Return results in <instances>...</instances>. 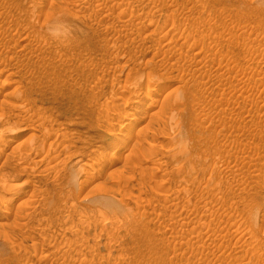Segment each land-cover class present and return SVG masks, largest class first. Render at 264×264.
Listing matches in <instances>:
<instances>
[{
  "label": "rangeland",
  "instance_id": "1",
  "mask_svg": "<svg viewBox=\"0 0 264 264\" xmlns=\"http://www.w3.org/2000/svg\"><path fill=\"white\" fill-rule=\"evenodd\" d=\"M0 186V264H264V0H0Z\"/></svg>",
  "mask_w": 264,
  "mask_h": 264
},
{
  "label": "bare ground",
  "instance_id": "2",
  "mask_svg": "<svg viewBox=\"0 0 264 264\" xmlns=\"http://www.w3.org/2000/svg\"><path fill=\"white\" fill-rule=\"evenodd\" d=\"M30 21H31V20H30ZM59 25H60V24H59ZM22 37H23V36H22ZM36 37H37V36H36ZM50 37H51V36H50ZM25 38H26V37H25ZM44 38H45V37H44ZM22 39H23V38H22ZM39 39H40V38H39ZM39 39H38V40H39ZM39 41H40V40H39ZM44 41H45V40H44ZM45 44H46V43H45ZM51 44H52V43H51ZM24 47H25V46H24ZM32 56H33V55H32ZM35 56H36V55H35ZM130 84H131V83H130ZM152 84H153V83H152ZM146 87H147V93H146V95H145V94H144V95H145V97H147V98L150 100V103H148V106H147V107H150V106H153L154 101H155V102H158V101H156L157 98L155 99V97L157 96V93L159 92V88L157 87V84H154L153 87H152L151 85L148 84ZM176 87H177V86H176ZM133 89H134V88H133ZM172 90H173V89H172ZM176 92H177V91H176ZM155 95H156V96H155ZM166 95H167V94H166ZM170 95H171V94H169V96H170ZM135 96H136V95H135ZM179 96H180V95H179ZM177 97H178V96H177ZM127 98H128V97H127ZM175 98H176V97H175ZM122 99H123V98H122ZM163 99H164V97H163ZM163 99H162V100H163ZM139 100H140V99H139ZM167 100H168V97H167ZM167 100H166V103H168ZM178 100H179V99H178ZM168 101L170 102V100H168ZM135 102H136L137 104H139L140 101L137 102V100H136ZM161 103H162V102H161ZM163 103H165V99L163 100ZM158 104H160V101H159ZM121 105H122V104H121ZM161 105H162V104H161ZM175 105H176V104H175ZM132 106H133V105H132ZM165 106H166V105H164V107H163V109H162V113H163V115H165V113H167V115H168V112H169L168 110H169V108H170V107H169V104H168V107H169V108H168V107L165 108ZM136 107H137V106H136ZM174 107H175V106H174ZM177 107H178V106H177ZM128 108H129V107H128ZM131 108H132V107H131ZM137 108H138V107H137ZM158 108H160V107L158 106ZM161 108H162V107H161ZM167 108H168V109H167ZM120 109H121V108H119L118 112L114 113V115H116V118H117L118 120H124L123 118H124L125 115L127 114L128 116H127V115H126V116L128 117V119L131 120V121H134V118H135V117H134V114L129 113L130 111H129L128 113H126L125 110H123V108H122L121 110H120ZM132 109H134V107H133ZM165 109H167V112L165 111ZM154 110H155V109H154ZM163 110H164V111H163ZM174 110H175V109H174ZM176 110H177V108H176ZM133 111H135V110H133ZM136 111H137V110H136ZM139 111H140V110H139ZM141 111H142V110H141ZM155 111L157 112V109H156ZM158 111H160V109H158ZM125 113H126V114H125ZM153 114H154V113L152 112V113L149 114V115H152V117H153V116H154ZM158 114H159V112H158ZM169 114H170V113H169ZM149 115H148V116H149ZM159 115H160V117H161V114H159ZM163 115H162V116H163ZM165 116H166V115H165ZM168 116H170V115H168ZM150 117H151V116H150ZM156 117H157V116H156ZM156 117H155V118H156ZM160 117H159V118H160ZM171 117H172V116H171ZM155 118H154V119H155ZM161 118H162V117H161ZM161 118H160V119H161ZM163 118L165 119L166 117H163ZM135 119H136V118H135ZM148 119H149V118H148ZM148 119H147V120H148ZM154 119H152V120H154ZM140 120H141V119H140ZM156 120H157V122H159V121H158V117L156 118ZM166 120L168 121L169 119L167 118ZM166 120H163V123H165L164 121H166ZM149 121H150V120H149ZM121 122H122V121H121ZM151 122H153V121H151ZM160 122H162V119H161ZM160 122H159V124H160ZM168 122H169V121H168ZM168 122H166L165 124H161V125H162L163 127H164V125H166V126L168 127V125H169V124L167 125ZM127 124H128V123H127ZM130 124H131V122H129L128 125H130ZM153 124H154V123H153ZM170 124H171V123H170ZM172 124H173V123H172ZM146 125H147V124H146ZM157 125H158V124H157ZM157 125L155 124V126H157ZM161 125H159V127H162ZM175 125H176V124H175ZM149 126H151V125L149 124ZM153 126H154V125H153ZM153 126H152V127H153ZM166 126H165V127H166ZM169 126H170V125H169ZM172 126H173V125H172ZM172 126H170L168 129H170ZM176 126H177V125H176ZM141 128H142V127H141ZM141 128H140V130H141ZM150 128H151V127H150ZM154 128H155V127H154ZM156 128H157V127H156ZM172 128H173V127H172ZM172 128H171V129H172ZM161 129H162V128H161ZM163 129H165V128H163ZM171 129H170L169 131H171ZM174 129H175V128H174ZM246 129H247V128H246ZM38 130H39V129H38ZM46 130H48V129H46ZM58 130H59V129H58ZM140 130H138V132H139V133L141 132V134H142V131H140ZM151 130H152V129H151ZM151 130H150V131H151ZM154 130H155V129H154ZM154 130H153V131H154ZM158 130H159V129H158ZM9 131H11V130H9ZM43 131H44V130H43ZM160 131H161V130H160ZM167 131H168V130H167ZM172 131H174V130H172ZM47 132H48V131H47ZM161 132H162V131H161ZM12 133H13V132H12ZM143 133H144V132H143ZM152 133H153V132H152ZM154 133H158V132H155V131H154ZM174 133H175V131H174ZM47 134H48V133H47ZM57 134H58V133H57ZM146 134H147V133H145V134H143V135H146ZM150 134H151V132H150ZM163 134H164V133H163ZM165 134H167V133H165ZM169 134H170V133H169ZM182 134H183V133H182ZM12 135H13V134H12ZM30 135H31V134H30ZM30 135H29V136H30ZM136 135H137V134H136ZM136 135H135V136H136ZM151 135H152V134H151ZM156 135H157V134H156ZM156 135H155V136H156ZM158 135H159V134H158ZM161 135H162V134H161ZM167 135H168V134H167ZM47 136H48V135H47ZM146 136H147V135H146ZM146 136H145V137H146ZM137 137H138V136H137ZM139 137H140V136H139ZM139 137H138V139H139ZM142 137H143V136H142ZM153 137H154V136H153ZM171 137H172V136H171ZM6 138H7V137H6ZM12 138H14V136H13ZM31 138H32V135H31ZM33 138H34V135H33ZM48 138H49V137H48ZM54 138H55V137H54ZM132 138H133V137H132ZM132 138H131V139H132ZM143 138H144V137H143ZM147 138H148V137H147ZM173 138H174V137H173ZM7 139H8V140H12L11 137H10V135L8 136ZM34 139H35V138H34ZM42 139H43V138H42ZM44 139H45V138H44ZM58 139H59V138H58ZM136 139H137V138H136ZM136 139H135V140H136ZM144 139H145V138H144ZM149 139H150V137H149ZM178 139H179V138H178ZM28 140H29V138H28ZM32 140H33V139H32ZM56 140H57V138H56ZM56 140H55V141H56ZM141 140H142V139H141ZM145 140H146V139H145ZM154 140H155V139H154ZM23 141H24V140H23ZM23 141L21 142V143H22V146H23V144H24V145L26 144V143H24L25 141H24V142H23ZM29 141H30V140H29ZM34 141H35V140H34ZM45 141H46V140H45ZM150 141H151V140H150ZM150 141H149V144H151ZM31 142H33V141H31ZM35 142H36V141H35ZM46 142H47V141H46ZM137 142H138V140H137ZM141 142H142V141H141ZM170 142H171V141H170ZM180 142H181V141H180ZM41 143H42V142H41ZM43 143H44V142H43ZM43 143H42V144H43ZM54 143H55V142H54ZM145 143H146V142H145ZM173 143H174V142H173ZM19 144H20V143H19ZM19 144H18V146H20ZM30 144H31V143H30ZM30 144H28V146H29ZM33 144H34V143H33ZM35 144H36V143H35ZM51 144H52V143H51ZM134 144H136V143H134ZM137 144H138V143H137ZM139 144H140V143H139ZM26 145H27V144H26ZM56 145H57V144H56ZM56 145H55V146H56ZM115 145H116V144H115ZM177 145H178V143H177ZM28 146H27V148H28ZM35 146H37V145H35ZM38 146H39V145H38ZM47 146H48V145H47ZM50 146H51V145H50ZM50 146H49V147H50ZM55 146H54V147H55ZM141 146H142V144H141ZM146 146H147V143H146ZM150 146H151V145H150ZM172 146H173V145H172ZM40 147L42 148V146H40ZM40 147H39V150H41ZM43 147H44V146H43ZM49 147H48V148H49ZM134 147H135V146H134ZM144 147H145V144H144ZM138 148H139V147H138ZM142 148H143V147H142ZM147 148L149 149V147H147ZM17 149H18V148H17ZM22 149H23V147H22ZM22 149H21V150H22ZM25 149H26V147H25L23 150L25 151ZM28 149H29V148H28ZM30 149H31V148H30ZM52 149H53V148H52ZM126 149H127V148H126ZM131 149H132V148H131ZM145 149H146V148H145ZM179 149H180V148H179ZM15 150H16V149H15ZM26 150H27V149H26ZM138 150H139V149H138ZM138 150H135V151H138ZM146 150H147V149H146ZM146 150H144L143 152L141 151V152L144 153V156L147 157V160H148V157H149V156H147V153H148L151 149H150L149 151H147V152H146ZM173 150H174V149H173ZM29 151H30V150H29ZM29 151H28V152H29ZM35 151H36V149H35ZM46 151H47V150H46ZM170 151H171V150H170ZM177 151H178V150H177ZM177 151H176V152H177ZM181 151H183V150H181ZM28 152H27V153H28ZM48 152H49V151H48ZM131 152H133V150H131ZM139 152H140V150H139ZM139 152H138V153H139ZM153 152H154V151H153ZM36 153H37V152H36ZM134 153H135V152H134ZM150 153H152V152L150 151L149 154H150ZM178 153H180V152H178ZM145 154H146V155H145ZM168 154H169V153H168ZM36 155H37V154H36ZM140 155H143V154L140 153ZM140 155H138V156H140ZM152 155H153V154H152ZM155 155H157V154H155ZM169 155H170V154H169ZM171 155H172V154H171ZM174 155H176V154H174ZM174 155H173V156H174ZM177 155H178V154H177ZM53 156H54V155H53ZM57 156H58V155H57ZM59 156H60V154H59ZM25 157H26V156H25ZM174 157H175V156H174ZM19 158H20V157H19ZM21 158H23L22 155H21ZM53 158H54V157H53ZM50 159H51V157H50ZM143 159H144V157H143ZM170 159H171V158H170ZM29 160H30V159H29ZM37 160H38V159H37ZM39 160H40V159H39ZM171 160H172V159H171ZM173 160H174V158H173ZM30 161H31V160H30ZM30 161H29V162H30ZM35 161H36V160H35ZM145 161H146V160H145ZM37 163H38V162H37ZM193 167H194V166H193ZM190 168H192V167H190ZM195 168H196V167H195ZM3 184H4V183H3ZM3 184H2V185H3ZM8 184H9V183H8ZM17 184H18V183H17ZM17 184H16V185H12V186L14 187V190H16V189H15V188H16L15 186H17ZM7 186H8V185H7ZM9 187H10V185H9ZM17 187H18V186H17ZM0 188H1V186H0ZM3 188H4V187H3ZM7 188H8V187H7ZM7 188H6V185H5V189H7ZM8 189H9V188H8ZM11 189H12V188H11ZM17 189H18V188H17ZM2 190H3V189H2ZM2 190H1V191H2ZM14 190H12V191L14 192ZM3 191L6 192L7 190H6V191L3 190ZM16 191H17V190H16ZM8 192H11V191L8 190ZM8 192H6V194H7ZM13 192H12V193H13ZM6 194H5V195H6ZM10 194H11V193H10ZM8 196H9V195H8ZM3 198H4V197H3ZM3 198H2V199H3ZM9 198H10V197H9ZM32 200H33V199H32ZM26 202H27V201H26ZM34 203H35V202H34ZM22 205H23V204H22ZM28 205H29V204H28ZM18 207H19V206H18ZM19 208H20V207H19ZM41 210H42V209H41ZM112 240H113V239H112ZM115 242H116V241H115ZM115 242L113 241V243H115ZM107 243H108V242H107ZM116 243H117V242H116ZM108 244H109V243H108ZM110 244H111V243H110ZM112 245H113V244H112ZM117 246H118V245H117ZM107 255H108V254H107ZM102 257H103V256H102Z\"/></svg>",
  "mask_w": 264,
  "mask_h": 264
}]
</instances>
